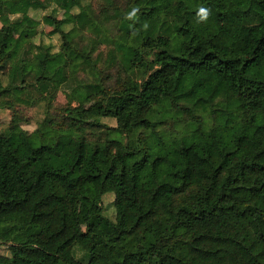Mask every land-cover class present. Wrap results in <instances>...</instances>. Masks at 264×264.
<instances>
[{"label": "trees", "instance_id": "1", "mask_svg": "<svg viewBox=\"0 0 264 264\" xmlns=\"http://www.w3.org/2000/svg\"><path fill=\"white\" fill-rule=\"evenodd\" d=\"M90 1L0 0V264H264V0Z\"/></svg>", "mask_w": 264, "mask_h": 264}, {"label": "rangeland", "instance_id": "2", "mask_svg": "<svg viewBox=\"0 0 264 264\" xmlns=\"http://www.w3.org/2000/svg\"><path fill=\"white\" fill-rule=\"evenodd\" d=\"M89 1V0H88ZM91 5H93V8L97 10V0H91L90 1ZM75 14L74 11L70 13L66 12H60L58 14V19L63 20V19H69L71 16ZM32 17H34L37 20H40V32L42 34L41 41L46 44V45H51L53 46V51L57 52L59 50V47L61 45V40L60 36L58 33L54 30V26L51 22H49L46 19V12L44 11H35L33 13H30ZM68 27L67 29H69ZM19 28L15 27L14 29V36L17 37L19 33ZM86 34V33H85ZM89 36V34H87ZM40 41L39 37L35 39V43H38ZM96 53H106V48L104 46H100L97 48ZM26 77H25V84L26 85H32L34 83V74H33V69L29 66H26ZM80 78H85L82 74H79ZM69 93V90L67 89H61L57 92L56 97L51 101V104L49 108H47L46 103L42 104H37L34 107H28V106H16L17 114L21 117L22 119V124L23 128L28 130V131H33L34 128L44 119L46 111H48L49 114L56 115L57 112L64 106H67L68 99H67V94ZM73 106H76V103H72ZM82 106H89V102H83L81 103ZM10 116H11V111L7 110H0V133L3 132L10 122ZM89 121L91 122H97L98 117L96 115H91L89 117ZM100 122L104 125L110 126V127H115V121L112 119H101ZM103 208L104 212L103 215L110 219L112 218L111 216L114 214V207L112 205V200H113V194L112 193H107L103 196ZM89 208V203L86 201H81L79 204V219H80V224L81 228L84 229L85 224H84V216L86 211ZM0 255H8V252L5 247L0 246ZM80 253H78V256Z\"/></svg>", "mask_w": 264, "mask_h": 264}]
</instances>
